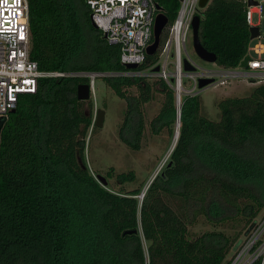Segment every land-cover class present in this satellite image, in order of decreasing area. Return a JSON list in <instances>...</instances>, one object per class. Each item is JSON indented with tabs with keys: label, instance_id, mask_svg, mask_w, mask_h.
<instances>
[{
	"label": "trees",
	"instance_id": "16d2710c",
	"mask_svg": "<svg viewBox=\"0 0 264 264\" xmlns=\"http://www.w3.org/2000/svg\"><path fill=\"white\" fill-rule=\"evenodd\" d=\"M27 1L30 57L41 70H127L119 45L92 25L85 0ZM155 1L171 23L180 0ZM245 9V0H209L198 10L199 41L219 66L235 67L247 53ZM166 36L165 30L161 44ZM157 62L158 52L138 69ZM100 78L126 102L118 137L128 147L139 148L142 106L154 93L162 99L151 127L156 132L174 123V90L162 79ZM86 81L40 78L2 126L0 264H225L264 208V83L247 96L217 101L218 120L201 113L198 95L185 97L169 159L140 198L142 187H123L135 179L132 170L117 173L115 187L107 181L112 169L103 185L87 165L93 99L76 97ZM200 216L213 228L190 238ZM225 222L232 234L219 228Z\"/></svg>",
	"mask_w": 264,
	"mask_h": 264
},
{
	"label": "built area",
	"instance_id": "2783aa9c",
	"mask_svg": "<svg viewBox=\"0 0 264 264\" xmlns=\"http://www.w3.org/2000/svg\"><path fill=\"white\" fill-rule=\"evenodd\" d=\"M255 4L246 2L245 17L249 27L258 29L247 46L246 66L205 69L198 66L187 53L185 43L191 33V22L196 14L199 0H180L175 19L166 25L167 36L157 48L158 71L138 69L147 56L146 49L153 41V26L159 13L155 0H85L90 9L91 21L109 43L119 45L120 62L136 64V68L109 73L89 70H41L30 57L31 38L29 27V6L27 0H0V118L7 119L15 109L19 96L35 93L40 78L80 77L85 78L89 98L95 100V79L105 75L129 77H157L174 90L176 106L185 97H193L212 84L226 85L233 80L245 79L249 83H264V25L262 24V0ZM257 18L253 19V14ZM163 31V32H164ZM187 58L194 70L184 71L182 59ZM215 63V62H212ZM183 77L191 83L183 87ZM212 79L203 88L200 79ZM181 107V106H180ZM96 114V110H95ZM94 114V115H95ZM94 120V119H93ZM225 264H264V208L247 227L233 247Z\"/></svg>",
	"mask_w": 264,
	"mask_h": 264
},
{
	"label": "rangeland",
	"instance_id": "374dc122",
	"mask_svg": "<svg viewBox=\"0 0 264 264\" xmlns=\"http://www.w3.org/2000/svg\"><path fill=\"white\" fill-rule=\"evenodd\" d=\"M261 5L264 16V0L261 1ZM199 9L201 8L198 6L196 8V14ZM256 18L257 14L254 13L253 19L255 20ZM262 24L264 25V17L262 18ZM185 53L201 68H218L216 63L205 62L196 55L192 44V34L190 32L186 38ZM156 79L158 78H148L151 82ZM190 86L191 83L187 78L183 77V87L188 88ZM255 86L256 84L254 83L240 79L233 80L226 85L212 84L205 87L198 94L200 111L209 119L218 120L220 111L216 105L217 101L228 96H247ZM95 87L96 97L93 100V112L95 114V110L97 111V109L101 108L104 109L105 115L103 125L96 127L92 133L89 132L85 150L87 165L91 171L104 177L112 169V177L108 178L107 181L115 187H118L115 184V175L120 172L132 170L135 173V179L126 182L123 187L126 189L142 187L143 192L152 178L169 159L170 152L173 148H171V145L177 125V113L175 114L174 123L170 127H164L155 132L151 127V121L160 109L162 97L159 93H154L153 99L142 106V117L144 121L143 134L139 148L132 149L118 137L119 127L123 121L126 108L125 100L116 96L112 89L100 77L95 79ZM129 90L133 92L134 88H130ZM181 105L182 103H180ZM94 117L95 115L93 119ZM170 130H173L172 135H170ZM126 135L132 138L133 134L127 133ZM212 228L213 225L207 222L203 216H200L197 218V222L189 227L188 235L190 238H193L201 232ZM219 228L229 234L234 232V229L227 222L221 224Z\"/></svg>",
	"mask_w": 264,
	"mask_h": 264
},
{
	"label": "water",
	"instance_id": "95a60500",
	"mask_svg": "<svg viewBox=\"0 0 264 264\" xmlns=\"http://www.w3.org/2000/svg\"><path fill=\"white\" fill-rule=\"evenodd\" d=\"M209 0H199L198 2V6L199 8H203L205 7V5L207 4ZM248 5L251 4H255L256 1L255 0H247ZM157 8L159 9V13L156 15L155 17V21H154V26H153V41L151 44H149L147 46L146 49V53L147 55H153L156 53L157 48L160 44L161 41V35L166 27V25L168 24V18L166 17V15L161 11V8L159 5H157ZM199 23H200V15L199 14H195L193 16L192 22H191V34H192V44H193V49L194 52L196 53V55L203 61L205 62H215L216 61V55L213 52H210L208 50H206L200 43L199 38H198V27H199ZM92 25L94 27L95 24L92 22ZM258 34V29L257 27L251 26L249 27V37L253 38ZM105 37V35H104ZM248 56L245 55L243 57V59L240 61V66H246V62H247ZM182 63H183V70L184 71H190V70H194V67L189 63V61L187 60V58H183L182 59ZM125 67L127 69H132V68H136L137 65L136 64H126ZM159 66H155L153 68L154 71H158ZM212 81V79H200L199 80V87L203 88L206 85H208L210 82ZM76 97L79 100H88L89 99V88H88V84L86 83H80L77 85L76 87ZM177 107V106H176ZM180 110L181 107H178V111L177 113V128H178V133H179V126H180ZM15 109H12L11 112H14ZM104 115H105V111L104 109H97L94 120H93V125H95L96 127H101L103 125L104 122ZM5 122V117H1L0 118V132L2 129V126ZM171 164V161H169L168 165ZM96 179L99 180V182H101L103 185L106 184V179L104 176L97 174ZM144 192H142L139 197L142 198Z\"/></svg>",
	"mask_w": 264,
	"mask_h": 264
},
{
	"label": "bare ground",
	"instance_id": "6f19581e",
	"mask_svg": "<svg viewBox=\"0 0 264 264\" xmlns=\"http://www.w3.org/2000/svg\"><path fill=\"white\" fill-rule=\"evenodd\" d=\"M178 107H180V103H179V105L177 106V111H178ZM177 124H178V122H177ZM177 137H178V128H177V125H176V130H175V133H174V138H173V143H172V145H171V148L174 146V144H175V142H176V140H177Z\"/></svg>",
	"mask_w": 264,
	"mask_h": 264
},
{
	"label": "clouds",
	"instance_id": "9594fccd",
	"mask_svg": "<svg viewBox=\"0 0 264 264\" xmlns=\"http://www.w3.org/2000/svg\"><path fill=\"white\" fill-rule=\"evenodd\" d=\"M144 192V191H143ZM141 198V197H140Z\"/></svg>",
	"mask_w": 264,
	"mask_h": 264
}]
</instances>
